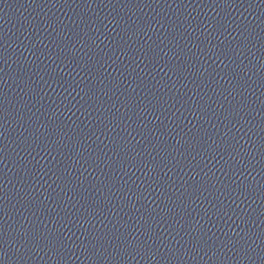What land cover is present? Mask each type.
Returning <instances> with one entry per match:
<instances>
[{
  "label": "water",
  "instance_id": "95a60500",
  "mask_svg": "<svg viewBox=\"0 0 264 264\" xmlns=\"http://www.w3.org/2000/svg\"><path fill=\"white\" fill-rule=\"evenodd\" d=\"M0 264H241L174 236L0 183Z\"/></svg>",
  "mask_w": 264,
  "mask_h": 264
}]
</instances>
